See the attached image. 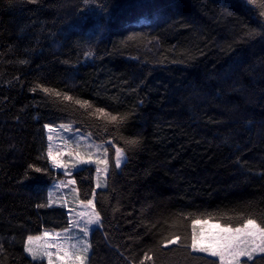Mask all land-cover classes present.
I'll return each instance as SVG.
<instances>
[{
  "label": "trees",
  "instance_id": "trees-1",
  "mask_svg": "<svg viewBox=\"0 0 264 264\" xmlns=\"http://www.w3.org/2000/svg\"><path fill=\"white\" fill-rule=\"evenodd\" d=\"M102 3L0 0V264H46L25 254L26 238L68 225L47 205L61 173L44 125L58 123L127 157L96 192L87 264H218L184 247L193 220L264 224V0L255 12L243 0ZM97 108L126 121L117 130ZM94 174L74 172L84 200ZM174 235L187 240L165 247Z\"/></svg>",
  "mask_w": 264,
  "mask_h": 264
},
{
  "label": "snow or ice",
  "instance_id": "snow-or-ice-1",
  "mask_svg": "<svg viewBox=\"0 0 264 264\" xmlns=\"http://www.w3.org/2000/svg\"><path fill=\"white\" fill-rule=\"evenodd\" d=\"M31 2L35 3L36 0H31ZM98 6L101 9H104V4L102 0H97ZM245 6L249 8L250 11L255 12L256 9L252 6L253 0H243ZM107 11L106 9H104ZM264 15V14H262ZM258 24L261 29H264V19L258 20ZM261 34H264L262 32ZM86 56L91 55V53H85ZM23 63V61H21ZM45 92L49 90L47 88L43 89ZM35 91V89H33ZM59 95V93H57ZM66 100H72L71 96L65 95ZM76 104L80 105L82 108L89 107L90 102L87 100L81 101L76 100ZM98 118H102L107 120L108 123L112 124L119 130V126L125 123L126 116L120 114H112L106 111L104 108H97L95 113ZM44 127L51 132L53 130V126L51 124H45ZM61 129L72 131L71 124H61ZM107 131V129H105ZM50 143L48 145L47 153L48 160L52 164L54 168H67L68 164L60 159L63 155L62 151L53 152V147L51 141L53 137L49 135L48 137ZM83 139V137H81ZM128 144L135 146L139 143L138 137L128 138L126 141ZM67 145V142H66ZM76 147H79V143H77ZM109 149L105 148V153H108ZM69 155H72V152H69ZM76 155L79 157L80 153L77 152ZM114 163L117 169H120L126 162L127 157L125 150L121 147H115L114 154ZM90 163L91 161H83L78 160L77 163ZM95 163L97 165L104 164L103 171L107 174L109 171V159H105L103 161L96 160ZM75 167V165H73ZM29 168H34L36 173H48L47 168L34 167L33 165H29ZM97 172H100V168H97ZM69 183H75V181L70 180ZM52 193L49 192V197L51 198ZM51 199L49 203H51ZM81 204L92 207V211L89 212H80L77 215L81 218L86 217L85 226L82 229L83 234L86 236L89 233V226L100 223V215L93 207V200L86 199L80 202ZM213 217H209L212 219ZM239 219H243V222L240 223ZM232 218H229V222L224 224L217 223L209 229H203L198 232L196 228L197 221L193 220L192 222V232L190 237V244L185 243L184 247L190 248L193 252L207 253L212 257H217L219 259V264H241L240 258L247 257L248 260H252L254 253H264V224L258 223L254 218H243V214L237 218V222L235 226H233L231 222ZM69 228H64L62 230L63 233H68L70 227L73 225V220L71 216L68 221ZM52 237L53 242L48 243L43 246L42 251L40 249L33 247V241H39L42 239H46ZM71 236H61L60 232H55L53 235L47 231L43 232L40 236L33 237L29 235L24 244V251L28 253L33 260H36L40 256L47 257L48 264H84L85 256L83 254H77L78 245L76 243H71ZM187 237H181L179 235H174L172 239L165 240V247L172 244H179L182 241H186ZM86 245V242H85ZM55 248L56 252L53 253L49 249ZM3 251L2 246H0V252ZM88 252V246L83 248V253ZM147 259H153V257L145 254ZM143 264V261L140 262ZM215 264V261H213Z\"/></svg>",
  "mask_w": 264,
  "mask_h": 264
},
{
  "label": "rangeland",
  "instance_id": "rangeland-1",
  "mask_svg": "<svg viewBox=\"0 0 264 264\" xmlns=\"http://www.w3.org/2000/svg\"><path fill=\"white\" fill-rule=\"evenodd\" d=\"M61 124H65V123H59L56 125H52L53 130L51 132H49V130L46 129L48 145L50 143L48 137L49 135H51L53 137L51 144L53 147L54 154L57 151H62L63 155L60 157V159L68 164V167L66 169L62 167L54 168L51 164L54 170L61 173V177H57L56 179H54L48 187V205L50 207L63 208L66 211L68 221L71 216V219L73 220V225L70 227V230L68 233L62 232L64 228L63 229H51L50 228V229H44L40 233L36 235H32V236L33 237L40 236L45 231L52 233L53 235L55 234V232H60L62 237L71 236L72 237L71 243H76L78 245L77 254H83L85 256L84 264H87L89 256H90V252H91V236L93 232L95 231V229L100 227L101 218H100L99 224H94V225L89 226V229H90L89 233L88 235L85 236L82 232V229L85 226V221L87 218L86 217L81 218L77 214L80 212L90 213L92 211V207L80 203L84 199H82L79 195L76 182L69 183V181L70 180L75 181V178H74L75 171L83 168L86 165H91L94 167L95 187H94V191L91 197H89L88 199L93 200V207L97 211L96 205H95L96 192L98 189L104 188L106 186L108 173L106 174L103 171L104 164L101 163L97 165L95 161L96 160L103 161L107 158L109 159V168H110L111 163L115 166L113 157L115 154V147H118V146L113 145L112 142L110 141L98 142L94 140L90 134L80 131V130H75L72 128V131H67V130L61 129L60 128ZM81 137H83V139H81ZM66 142H67V145H66ZM77 143H79L78 148L76 147ZM106 147L109 149L108 153H105ZM70 151L72 152V155H69ZM77 152L80 153L79 157L76 155ZM78 160L91 161V162L90 163H83V162L77 163ZM73 165H75V167H73ZM98 167L100 168V172H97ZM49 192L52 193L51 198L49 197ZM50 199L52 201L51 203H49ZM196 221H197L196 228L198 232L202 231V226H203V229H209V228H212L213 225L219 223L216 221H211V220H206V219L196 220ZM65 228H69V224ZM52 242H53L52 237L42 239L39 241H33V247L40 249L42 251V248L44 245L48 243H52ZM85 242H86V245H85ZM85 246H88L87 253H83V248ZM49 250L53 253L56 252L55 248H52ZM26 254L30 258H32L28 253ZM203 254L210 256L207 253H203ZM260 254H264V253H254L253 258ZM213 258H216L219 264V259L217 257H213ZM36 260L45 261L46 264H48L47 257L40 256ZM244 260H248V258L241 257L240 258L241 264H248L253 259L248 260V263H244L243 262ZM54 264H55V260H54Z\"/></svg>",
  "mask_w": 264,
  "mask_h": 264
},
{
  "label": "bare ground",
  "instance_id": "bare-ground-1",
  "mask_svg": "<svg viewBox=\"0 0 264 264\" xmlns=\"http://www.w3.org/2000/svg\"><path fill=\"white\" fill-rule=\"evenodd\" d=\"M59 124V123H58ZM65 124H68V123H65ZM45 132H46V128H45ZM47 149H48V142H47V136H46V152H47ZM47 156H48V153H47ZM51 165V163H50ZM47 205H48V189H47ZM49 206V205H48ZM50 207V206H49ZM66 212V211H65ZM67 215V214H66ZM67 227V226H66ZM44 230V229H43ZM42 230V231H43ZM27 239V238H26ZM26 241V240H25ZM26 254V253H25ZM27 255V254H26ZM28 256V255H27ZM29 257V256H28ZM32 259V258H31ZM33 260V259H32ZM39 261V260H37Z\"/></svg>",
  "mask_w": 264,
  "mask_h": 264
}]
</instances>
